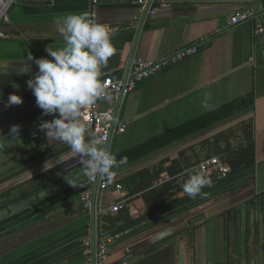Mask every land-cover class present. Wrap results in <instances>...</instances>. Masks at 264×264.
Returning a JSON list of instances; mask_svg holds the SVG:
<instances>
[{
	"label": "crops",
	"instance_id": "1",
	"mask_svg": "<svg viewBox=\"0 0 264 264\" xmlns=\"http://www.w3.org/2000/svg\"><path fill=\"white\" fill-rule=\"evenodd\" d=\"M145 1L154 15H146L147 8L142 9L139 0H98V21L114 30L112 44L120 56L117 67L109 61L101 80L123 77L134 58L158 61L183 48L198 51L149 77L129 96L122 115L127 130L114 140L111 152L117 156L253 94L255 106L247 118L254 124L256 165L250 175L232 182L224 179L220 187L204 190L206 198L191 199L180 193L181 201L155 220H141L121 230L123 223L113 220L118 213L107 214L104 226L106 217L112 222L103 236L110 245L107 264H179L181 246L185 264H264V34L257 36L252 23L231 24L238 12L264 6V0ZM90 7L91 0H16L0 22L4 35L0 38V211L54 184L58 167L66 162H75L69 175L79 174L74 187L0 222V264L85 262L82 244L89 236L91 218L81 204L88 188L83 165L66 144L48 141L39 130L52 116L43 115L27 87L38 72L34 61L30 74L17 72L29 53L36 59H51L46 47L63 46L54 17L88 13ZM134 20L145 22L141 30L126 29ZM11 94L21 96L23 104L8 107ZM111 104L102 100L100 107ZM14 125L20 128L17 139L10 136ZM30 127L37 129L39 139L29 138ZM158 160L115 170L112 186L101 196V207L109 210L120 199L129 200L127 187L122 184L118 193L115 186ZM162 179L170 180L167 174ZM136 197L120 216L138 220L145 214L146 207ZM199 214L206 218L189 226L187 220ZM168 229L172 235L154 241L155 235Z\"/></svg>",
	"mask_w": 264,
	"mask_h": 264
},
{
	"label": "clouds",
	"instance_id": "2",
	"mask_svg": "<svg viewBox=\"0 0 264 264\" xmlns=\"http://www.w3.org/2000/svg\"><path fill=\"white\" fill-rule=\"evenodd\" d=\"M53 23L63 38V46L55 49L52 45L46 47L51 59H36L29 53L17 74H30L31 62L34 61L38 72L27 81V87L43 115L56 117L42 122L39 130L46 133L48 141L66 144L80 157L82 174L90 182L110 184L116 174L114 169L127 163V158L117 161L103 138L84 123L82 116L84 110L97 101L111 103L113 100L101 80L110 58L116 54L111 36L107 27L87 12L57 15ZM14 87L18 89V85ZM22 104L21 96L11 94L8 97V107ZM19 131L18 125L12 126V139L19 138ZM184 174L188 178L182 185L183 192L191 199L198 196L206 198L207 193L202 190L210 187L212 181L203 171V166L186 169Z\"/></svg>",
	"mask_w": 264,
	"mask_h": 264
},
{
	"label": "trees",
	"instance_id": "3",
	"mask_svg": "<svg viewBox=\"0 0 264 264\" xmlns=\"http://www.w3.org/2000/svg\"><path fill=\"white\" fill-rule=\"evenodd\" d=\"M254 106L253 94H247L118 154L117 161L127 158V163L118 169L128 164L153 163L159 158L157 163L145 166L119 182L118 185L124 184L129 190L127 203L134 202L139 195L146 207L145 214L138 220L119 215L125 214L127 207L119 212L113 220L123 223L120 229L136 226L148 218L158 219L179 203L178 195L184 193L182 185L188 178L185 170L195 168L203 160L220 157L230 169L225 179L229 182L250 175L256 165V140L253 121L247 117L252 114ZM235 126L239 128L233 130ZM208 139H212L210 144ZM192 142H199V153L196 154L194 146L189 145ZM163 174H167L170 180L163 181ZM208 177L212 184L202 191L218 188L225 181L217 174ZM156 181L161 183L160 186L154 185Z\"/></svg>",
	"mask_w": 264,
	"mask_h": 264
},
{
	"label": "built area",
	"instance_id": "4",
	"mask_svg": "<svg viewBox=\"0 0 264 264\" xmlns=\"http://www.w3.org/2000/svg\"><path fill=\"white\" fill-rule=\"evenodd\" d=\"M15 3L16 0H0V22L7 18L10 8ZM138 3L142 9L147 8L146 15L147 13L149 16L155 14L154 11L150 10L147 1L139 0ZM88 13L94 15L98 21V0H91V7ZM139 20L131 22L126 29L141 30L145 22L143 20L140 22ZM247 23L255 25V34L257 36L264 34V6L242 10L231 18L232 25ZM107 29L110 36H112L114 30L111 28ZM3 36V33L0 32V38ZM197 51V47L183 48L175 54L158 61L132 59L126 75L123 77L105 76L102 79L107 92L113 97L112 104L108 108L102 109L100 107L102 100L97 101L91 108L84 110L82 120L86 125L90 126L92 131L97 133L98 137L103 138L105 144L111 150L114 140L127 130L126 124L122 120V115L129 96L149 77L186 57L196 54ZM55 118L52 116L51 120ZM28 136L31 140L40 138V134L35 127L28 129ZM200 166H203V171L206 172L207 176L217 174L221 180L226 179L230 171L218 156L203 160L195 168H199ZM87 184L88 188L81 196L83 211L91 218L89 236L84 239L82 244L83 256L85 258L84 264H107L110 255V245L103 238L105 230L104 217L109 213L116 214L121 212L127 205V199H120L109 210H104L101 207V196L105 190H108L112 186V182L110 184L99 181L90 182L87 179ZM115 188L118 193L123 190L121 185H116Z\"/></svg>",
	"mask_w": 264,
	"mask_h": 264
},
{
	"label": "water",
	"instance_id": "5",
	"mask_svg": "<svg viewBox=\"0 0 264 264\" xmlns=\"http://www.w3.org/2000/svg\"><path fill=\"white\" fill-rule=\"evenodd\" d=\"M114 61L115 67L119 66L120 62V56L119 54H115L113 57L110 58V61ZM114 65V64H113ZM107 69V68H105ZM74 161H69L61 166L58 167V172L55 176V183L42 189L36 191L34 194L29 195L15 204H12L11 206H7L6 208L2 209L0 211V222L8 219L10 216H13L17 214L18 212H21L25 209H28L29 207L35 205L38 202H41L42 200L49 198L63 190H66L76 184L79 180V174H72L69 175L73 169H74ZM206 218L205 214H199L189 220H187V224L189 226H192L203 219ZM105 221L108 223V225L105 227V232H108L112 228V222L109 217L105 218ZM172 235V230L168 229L165 230L157 235L154 236V241L158 242L162 239ZM185 251L183 246L179 249V264H185Z\"/></svg>",
	"mask_w": 264,
	"mask_h": 264
},
{
	"label": "rangeland",
	"instance_id": "6",
	"mask_svg": "<svg viewBox=\"0 0 264 264\" xmlns=\"http://www.w3.org/2000/svg\"><path fill=\"white\" fill-rule=\"evenodd\" d=\"M237 128H239L238 126H235V127H233L232 129L233 130H236ZM208 142H209V144L212 142V139H208ZM198 144H199V142H192V143H190L189 145H192V146H194V148H195V152H196V154L197 153H199V150H200V146H198ZM175 157V156H174ZM198 158V157H197Z\"/></svg>",
	"mask_w": 264,
	"mask_h": 264
}]
</instances>
